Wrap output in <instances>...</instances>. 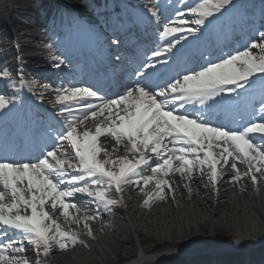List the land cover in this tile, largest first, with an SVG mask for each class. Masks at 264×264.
<instances>
[{"label":"snow or ice","instance_id":"1","mask_svg":"<svg viewBox=\"0 0 264 264\" xmlns=\"http://www.w3.org/2000/svg\"><path fill=\"white\" fill-rule=\"evenodd\" d=\"M232 3L233 0H202L192 11L182 15L199 17L197 23L203 26L205 20L219 15ZM151 14L156 16L155 12ZM182 23L188 24L190 21L184 20ZM170 34L176 35L177 30L166 27L164 38ZM250 48L259 49L262 55L257 57L249 50L242 51L198 74L185 76L168 91L150 92L138 86L118 99L102 100L98 105L88 103L86 107L95 111L85 112L79 123L82 125L85 120L97 116H102L106 123L103 126L98 123L92 133H80L74 122L69 121L67 132L58 141L71 145L78 163H71L65 158L66 153L61 154L59 147L49 150L43 158L33 163L15 165L0 161V264H27L26 244L34 246L37 252L43 247V255L47 256L53 244L65 250L68 245L79 243L75 234L61 230L60 225L44 210L46 205L53 211L58 208L60 218L72 220L70 210L79 212L80 209L66 200L76 193L92 197L108 208L115 201L108 199L107 189L122 192L124 184H138L143 191L144 186L152 182L158 190L166 187L171 191L167 181L157 179V175L179 174L187 179L196 166L202 173L206 166L210 170V180L215 184L218 179L217 165L221 162L230 166L234 173L237 163H246L252 182L257 183L254 173H260L261 166H264V122L254 123L239 133H228L175 114L185 101H199L203 107L204 102L223 95L228 85L246 87L242 82L250 81L253 76H264V44L252 43ZM155 66L148 65L149 68ZM140 75H144V72ZM176 94H180L179 97ZM228 95L232 93L228 92ZM160 97L164 99L159 100ZM86 98L98 99L93 91L75 87L59 92L55 96V103L69 105L72 100ZM173 105L176 107L173 108ZM6 107L8 105L0 99V112ZM117 108L119 111H115L113 116ZM105 112L107 115H104ZM101 137L115 142L117 146H126L127 155L138 159L134 163L126 158L111 159L107 152H101V145L107 142L101 141ZM214 147L223 153L222 157L214 156ZM145 153L155 157V162L150 164ZM101 155L103 160L98 158ZM174 162H178L175 167ZM66 165L81 175L71 176ZM143 166H147L151 175L138 171ZM61 178L64 184L76 186L75 189L61 188ZM234 178L240 179L238 174ZM85 181L90 183L85 185ZM102 183L105 190L97 187ZM155 196L163 198L159 191ZM7 199H11V204L5 203ZM21 213H30V218ZM8 233L19 235L8 240ZM88 234L91 235L90 230ZM9 253L19 254L20 260L12 259Z\"/></svg>","mask_w":264,"mask_h":264},{"label":"bare ground","instance_id":"2","mask_svg":"<svg viewBox=\"0 0 264 264\" xmlns=\"http://www.w3.org/2000/svg\"><path fill=\"white\" fill-rule=\"evenodd\" d=\"M69 1L76 3L75 0ZM124 1L135 6L136 10L150 16H148L149 23L158 29L157 35L164 34V29L169 26L176 30L179 29V25L182 27L183 24L181 20H188L190 24H195L200 19L185 15L180 20H173V15H176L179 9L174 10L169 17L164 15L165 13H158L157 10L151 9L149 4L154 0ZM233 1L237 2V0ZM201 2L202 0L195 4H189L186 13L192 11ZM96 3L101 4V1L97 0ZM128 4L126 3L125 6ZM248 5L249 7L242 10V15L249 20V24L253 23V18L256 19L259 26L248 33L247 40L240 41L239 45L235 46V50L230 49L224 58L216 61V64L223 63L231 56L245 50L251 51L257 57L262 55L259 49H251L250 45L252 43L264 44V33H262L264 32V0H250ZM47 10L50 15L52 13L50 8L45 5L38 7L33 4L32 0H0V15L6 14V26L5 24L0 26L4 31L2 36L8 41L13 39L18 41L17 52L14 48L0 45V50H3L0 51V72L21 67L30 75L44 77L47 83H37L35 85L36 90L43 102L48 105L47 108L54 109L55 96L63 91L64 81H66V75L62 68L65 64L63 60L66 55L52 59V54H50L52 49L45 45L46 39H51L56 30L53 25L46 21L45 13ZM76 10L82 12L81 6L76 5ZM152 12H155L156 16H153ZM89 19L91 17L88 16V18H83L81 22L89 21ZM160 20H162V24H160ZM23 21L25 22L23 23ZM55 21L58 19L56 18ZM8 22L13 26L12 29L7 28ZM17 23L25 26L26 31L32 32L27 36L26 43L19 41V38L25 39V37L22 36V30L19 29ZM109 27H112V24ZM198 27L194 28L197 29ZM37 30L41 32L38 33ZM19 34L21 36H18ZM106 41L108 40H104L103 43ZM17 61L21 63L16 66ZM31 65L45 67L52 71L41 75L43 73ZM47 85L53 89L48 91ZM0 96L4 97L5 101H3L8 105L11 94L7 93L3 84L0 85ZM79 101L82 102V105L89 103L87 99ZM81 109L76 111L77 119L74 121V126L77 127L78 132L92 133L98 123L102 126L106 123L102 116H97L91 120H85L81 125L79 120L83 114L95 111V109H88L86 106L83 110ZM115 111H119V108L113 111V116H115ZM41 112L46 113V110L42 108ZM104 115L107 113L105 112ZM62 116L66 118L67 115L62 114ZM100 140H107L101 145V152H107L111 159L119 160L124 158L119 157V155L128 153L126 146H117L115 142L105 137H101ZM54 146L60 148L61 154L66 153L65 158L71 163H78V158L70 144L64 142ZM213 152L217 158L223 156L217 147H214ZM168 154L171 155V153ZM145 155L149 157L150 164L155 162V157H151L148 153ZM98 158L104 159L103 155ZM163 158L162 156L161 159ZM135 159L138 157H133V161L130 162L134 163ZM176 163L178 162H174L173 167L176 166ZM65 167L71 176L81 175V173H71V168L67 165ZM261 167L260 173H254L257 183L252 182L246 163H237L234 173L230 166L221 162L217 165L218 179L215 184L211 182L210 170L206 166L203 173L199 166L193 168L192 175L187 179L179 174H170L164 177L157 175V179L167 181L171 191L166 187L158 190L152 182L145 185L143 191L140 190L138 184H124L122 192L113 190L115 193L112 196L118 202L113 208L117 213L116 218L106 213V207L103 204L93 203L89 197L76 193L66 200V202L75 203L80 209L79 212L70 210L72 220L65 221L60 218L58 208L53 211L46 205L44 210L54 219L56 224L60 225L61 230L75 234L79 243L68 245L65 250H61L53 244L51 252L47 256L37 254L34 246L26 244L28 251L25 255L29 259L44 258L57 264H116L115 258L123 256L135 258L138 255L139 250L134 242V236H136L139 249L144 253H151L157 247H163L160 253L164 252V255H173V253L188 255L192 252L196 254L210 251L216 256L219 264L222 260L228 261V264H244L243 255L246 248H242V244L238 241L254 240L264 235V166ZM138 171L143 175H151L147 166H143ZM237 174L240 179L234 178ZM84 183L88 185L90 182L85 181ZM60 187L66 190H74L76 186L61 183ZM98 188L105 190L104 184ZM158 191L163 197L162 199L155 196ZM146 200L148 201L147 205H145ZM11 202V199L5 201L7 204H11ZM21 214L25 215V213ZM27 216L30 218V213H27ZM92 217H96V219H92ZM85 224H87V228H85ZM88 230H90L91 235L88 234ZM228 238H234V241L226 246L218 247V250L215 249L218 245H223ZM40 249L45 252L43 247ZM221 251L226 252L223 254V258H221L222 254H218ZM261 252L264 253V247ZM9 255L14 260L20 259L19 254L9 253ZM262 257L264 258V256ZM207 258V256H199L197 257L198 260H193L192 263L210 264ZM141 260L142 258L135 261ZM249 262L257 264V261L253 262L248 259L247 263L252 264ZM31 263L34 264V262ZM179 264L187 263L182 261Z\"/></svg>","mask_w":264,"mask_h":264},{"label":"rangeland","instance_id":"3","mask_svg":"<svg viewBox=\"0 0 264 264\" xmlns=\"http://www.w3.org/2000/svg\"><path fill=\"white\" fill-rule=\"evenodd\" d=\"M3 1H6V0H3ZM3 19V16L1 15L0 16V20H2ZM19 27H21V25H19ZM3 38V37H2ZM3 41H5V37L3 38ZM3 41H2V43H3ZM5 43H7V42H5ZM123 147H125V146H123ZM125 149V148H124ZM119 155V154H118ZM119 157H124V158H126L128 161H132L133 160V157L132 156H130V155H127V154H124V155H119ZM134 242H135V244H136V248L139 250V244H138V240H137V237L136 236H134ZM115 261H116V264H117V261L119 260V258H115L114 259Z\"/></svg>","mask_w":264,"mask_h":264}]
</instances>
